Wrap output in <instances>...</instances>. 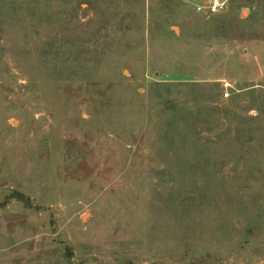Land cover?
<instances>
[{"label":"rangeland","instance_id":"1","mask_svg":"<svg viewBox=\"0 0 264 264\" xmlns=\"http://www.w3.org/2000/svg\"><path fill=\"white\" fill-rule=\"evenodd\" d=\"M204 1L0 0V264H264V0Z\"/></svg>","mask_w":264,"mask_h":264},{"label":"built area","instance_id":"2","mask_svg":"<svg viewBox=\"0 0 264 264\" xmlns=\"http://www.w3.org/2000/svg\"><path fill=\"white\" fill-rule=\"evenodd\" d=\"M226 8L224 0H206L195 6L197 14L216 15L222 13ZM234 92L233 84L230 82H223L221 84V95L223 99H227Z\"/></svg>","mask_w":264,"mask_h":264}]
</instances>
